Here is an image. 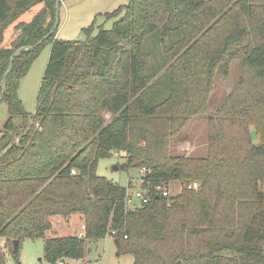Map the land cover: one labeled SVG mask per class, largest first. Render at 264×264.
I'll return each instance as SVG.
<instances>
[{
	"label": "trees",
	"instance_id": "1",
	"mask_svg": "<svg viewBox=\"0 0 264 264\" xmlns=\"http://www.w3.org/2000/svg\"><path fill=\"white\" fill-rule=\"evenodd\" d=\"M57 7L0 0V99L10 114L0 136V240L18 257L25 238L45 237L53 264L83 260L88 242L107 236L132 264H264V0H129L107 14L111 28L86 27L83 40L59 39L57 29L36 45ZM149 35L169 57L161 83ZM48 43L30 114L19 84ZM29 46L8 72L12 54ZM237 57L243 76L209 118L206 154H173V139L207 112L216 74ZM116 151L125 169L146 168L147 203L130 206L132 183L98 174L100 159ZM174 180L198 186L157 194V184ZM75 214L83 236L48 235Z\"/></svg>",
	"mask_w": 264,
	"mask_h": 264
},
{
	"label": "rangeland",
	"instance_id": "2",
	"mask_svg": "<svg viewBox=\"0 0 264 264\" xmlns=\"http://www.w3.org/2000/svg\"><path fill=\"white\" fill-rule=\"evenodd\" d=\"M129 0H60L59 26L56 37L66 40L85 39L84 28L93 25L96 34L100 27L111 28L113 19L107 17V14L113 12ZM147 47L152 53V64L155 71L154 81H164L165 71L168 66L169 57L163 54L157 35L146 37ZM51 43L45 44L37 58L32 63L28 73L21 79L18 95L23 101L26 111L30 114L35 113L37 107V97L42 85L43 76L50 57ZM243 76L241 68V58L237 57L231 61L228 71L218 72L215 78V87L208 101V110L206 113L197 115L182 131L173 139L171 151L175 155L184 154L186 156H202L207 152L209 135V118L213 116L219 106L222 104L227 94L240 81ZM157 89V87H155ZM10 114L8 104L0 99V136ZM106 119L111 117L110 113L105 114ZM17 123L22 122L21 117L14 118ZM23 124V123H22ZM254 142L260 143V134L252 128ZM15 137L14 139H16ZM126 161L123 152H115L113 156L100 159L97 172L110 180L118 182L121 185H127L130 181L133 185L132 192L140 188V177L143 175L141 168L129 167L115 169L114 164H124ZM197 180H174L170 184L172 195L179 194L183 189L191 188V185L197 183ZM196 187V186H195ZM80 215L75 214L69 220H56L53 228L48 235L51 237L75 235L83 231L80 221ZM67 223H73L71 228H67ZM45 237L35 239L25 238L20 246L19 256L14 257L5 237L0 240V247L4 254L5 264H53L45 258ZM134 256L132 254H120L118 248L111 236L99 239L98 241L88 242V251L81 260L85 264H132ZM79 261H66V264L80 263Z\"/></svg>",
	"mask_w": 264,
	"mask_h": 264
},
{
	"label": "built area",
	"instance_id": "3",
	"mask_svg": "<svg viewBox=\"0 0 264 264\" xmlns=\"http://www.w3.org/2000/svg\"><path fill=\"white\" fill-rule=\"evenodd\" d=\"M141 171L143 172V175H145L146 172V168L144 167L143 169H141ZM73 173L76 172L75 169L72 170ZM140 188L137 189V191L134 193L132 192V188L133 186L128 188V196H127V202L130 206H134L135 204H144L147 203L150 199L149 196V190L148 189H144L142 187V183H143V176L141 175L140 177ZM195 186H198V183L195 184ZM194 184L191 185L192 187H195ZM155 191L157 192V194H161L164 197H169L171 196V191H170V185H166V184H157L155 187ZM79 235L83 236L84 233H80ZM58 264H66L64 263V261H60ZM74 264H80V263H74Z\"/></svg>",
	"mask_w": 264,
	"mask_h": 264
},
{
	"label": "water",
	"instance_id": "4",
	"mask_svg": "<svg viewBox=\"0 0 264 264\" xmlns=\"http://www.w3.org/2000/svg\"><path fill=\"white\" fill-rule=\"evenodd\" d=\"M60 2V0H57V4ZM59 22H60V18H59V10L57 8V11H56V19H55V23L53 25V28L50 30V32L40 41L38 42L36 45L40 44L44 39L48 38L50 35H52L57 29H58V26H59ZM35 46H29V47H20L16 52H14L11 56V62H10V68L8 70V72L11 70L12 66H13V60L15 58V56L18 54L19 51L23 50L24 48L26 49H29V50H32L34 49ZM6 72V75L7 73ZM5 75V76H6ZM115 169H119V168H122L124 169V164H114L113 166ZM14 247L15 248H18V245H19V240L18 239H15L14 241Z\"/></svg>",
	"mask_w": 264,
	"mask_h": 264
},
{
	"label": "crops",
	"instance_id": "5",
	"mask_svg": "<svg viewBox=\"0 0 264 264\" xmlns=\"http://www.w3.org/2000/svg\"><path fill=\"white\" fill-rule=\"evenodd\" d=\"M73 216V215H72ZM80 221H81V226H82V228H83V231H80V232H78V233H76V234H80V233H84V218H83V216L82 215H80ZM69 220L71 219V216L68 218ZM68 219H66V220H68ZM55 222V221H54ZM55 224V223H54ZM53 224V225H54ZM73 224V223H72ZM72 224L71 223H67L65 226L67 227V228H71V226H72ZM64 236H67V235H64ZM66 261L68 260V261H79V262H81V260H74V259H70V258H66L65 259Z\"/></svg>",
	"mask_w": 264,
	"mask_h": 264
}]
</instances>
